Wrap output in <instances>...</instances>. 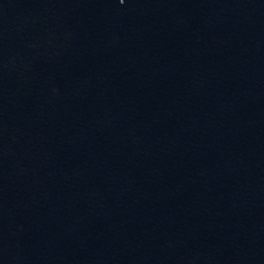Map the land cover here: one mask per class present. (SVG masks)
Masks as SVG:
<instances>
[{
    "label": "water",
    "instance_id": "obj_1",
    "mask_svg": "<svg viewBox=\"0 0 264 264\" xmlns=\"http://www.w3.org/2000/svg\"><path fill=\"white\" fill-rule=\"evenodd\" d=\"M0 264H264V0H0Z\"/></svg>",
    "mask_w": 264,
    "mask_h": 264
}]
</instances>
